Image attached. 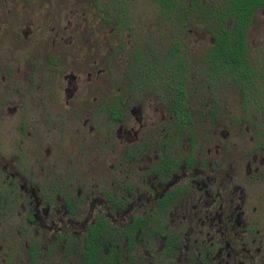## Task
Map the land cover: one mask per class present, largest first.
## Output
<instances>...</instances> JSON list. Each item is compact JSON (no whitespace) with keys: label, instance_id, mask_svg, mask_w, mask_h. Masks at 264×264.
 Returning a JSON list of instances; mask_svg holds the SVG:
<instances>
[{"label":"flooded vegetation","instance_id":"obj_1","mask_svg":"<svg viewBox=\"0 0 264 264\" xmlns=\"http://www.w3.org/2000/svg\"><path fill=\"white\" fill-rule=\"evenodd\" d=\"M152 1L167 36L159 54L129 39L125 86L104 85L103 54L73 62L72 24L4 54L0 9V264H264V0ZM109 2L122 45L132 12ZM239 28L233 71L216 34Z\"/></svg>","mask_w":264,"mask_h":264},{"label":"rangeland","instance_id":"obj_2","mask_svg":"<svg viewBox=\"0 0 264 264\" xmlns=\"http://www.w3.org/2000/svg\"><path fill=\"white\" fill-rule=\"evenodd\" d=\"M108 1L106 0V4L104 0H0V9L6 13V28L9 29V35L5 38L1 37V41L6 44L3 52L8 56L18 53L25 54V52L29 54L36 37L53 38L54 33L50 31L52 25L49 27L48 23L60 22L61 28L72 24L70 34L67 32V35H71L74 39L70 46L73 62L86 60L85 62L90 65L97 56L103 54V66L105 69L107 68L103 75L104 85L125 86L128 83L127 69L133 59L131 53L133 45L129 43V39L135 36L139 37L141 34L140 37L150 46L151 52L159 54L160 45L164 44L167 36V25L159 18V15H156L155 4L152 0H127L133 22L131 29L125 31L122 45L121 42L117 44L115 32L111 30L113 22L110 20V7L113 1L109 3ZM15 10L21 12L23 29L29 31L28 39L16 31ZM102 11L103 13H101ZM34 14L38 20L35 19L37 23L32 26ZM40 24L41 26H39ZM11 26L13 30H11ZM39 27H41L40 30H38ZM202 31L196 29L192 31L191 35H188L191 39V45L188 48L191 52V60L195 59L194 56L202 48L196 40ZM38 32L40 34L36 35ZM65 37L67 38V36ZM12 39L23 40L22 44L26 50H17L9 46L10 43H13ZM248 39L250 53L261 60L264 57V24L261 27L250 29ZM114 54L115 57L112 58ZM79 55L81 58L78 59ZM29 57L27 56V58ZM195 83L196 81L193 83L191 81L190 85L194 86ZM232 96L234 97L232 101H235L238 94ZM260 96L264 103V90Z\"/></svg>","mask_w":264,"mask_h":264},{"label":"trees","instance_id":"obj_3","mask_svg":"<svg viewBox=\"0 0 264 264\" xmlns=\"http://www.w3.org/2000/svg\"><path fill=\"white\" fill-rule=\"evenodd\" d=\"M161 1L167 2L168 0H161ZM245 10L246 9H243L242 11L238 12L237 22H243L245 18L249 16V13H247ZM217 31L220 34H216L218 43H217V50H215V54H219L218 55L219 57L217 56L218 58L216 60L220 61L223 64L222 67H227L229 65L233 71L235 70L240 71L241 70V68L239 67L240 61L238 59V56L240 55V53L236 51L235 48H233V46H231V49L229 48V46H226L227 44L224 42V40L227 37L237 38L240 40L241 38L244 37V31L240 28L235 29L232 31V34L230 36L227 34V31L224 29H218ZM237 47H240V45ZM224 55H228V58L224 57ZM250 78L251 77H248L249 80ZM233 79L237 82L238 85H240L241 79H242L240 75H235Z\"/></svg>","mask_w":264,"mask_h":264}]
</instances>
